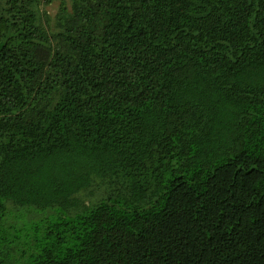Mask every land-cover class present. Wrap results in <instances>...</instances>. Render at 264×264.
I'll use <instances>...</instances> for the list:
<instances>
[{"label":"trees","instance_id":"16d2710c","mask_svg":"<svg viewBox=\"0 0 264 264\" xmlns=\"http://www.w3.org/2000/svg\"><path fill=\"white\" fill-rule=\"evenodd\" d=\"M54 1L0 0V264H264V0Z\"/></svg>","mask_w":264,"mask_h":264},{"label":"rangeland","instance_id":"374dc122","mask_svg":"<svg viewBox=\"0 0 264 264\" xmlns=\"http://www.w3.org/2000/svg\"><path fill=\"white\" fill-rule=\"evenodd\" d=\"M57 5H58V1L55 0L54 3H52L51 5L46 7V10L51 17L55 14ZM54 211H55L54 213L57 212L56 209H54ZM50 212H53V211L37 210L34 212H30L27 216H22V218H20L19 220L15 219V218H11L9 220V222L12 225L14 224V226L22 227L24 224H26L27 220H29V221L35 220V219L43 220L45 217H47V215L50 214Z\"/></svg>","mask_w":264,"mask_h":264}]
</instances>
